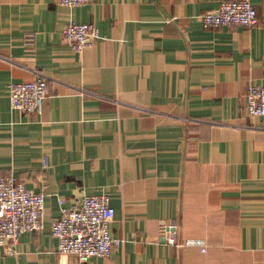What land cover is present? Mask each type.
<instances>
[{
  "label": "crops",
  "instance_id": "crops-1",
  "mask_svg": "<svg viewBox=\"0 0 264 264\" xmlns=\"http://www.w3.org/2000/svg\"><path fill=\"white\" fill-rule=\"evenodd\" d=\"M223 1L0 0V178L46 194L44 228L0 246V264H264V117L245 100L264 85V0L256 26L205 28ZM71 22L101 39L74 51ZM39 74L42 113L13 110L9 85ZM101 194L122 247L59 254V201ZM171 224L206 248L166 244Z\"/></svg>",
  "mask_w": 264,
  "mask_h": 264
},
{
  "label": "built area",
  "instance_id": "built-area-1",
  "mask_svg": "<svg viewBox=\"0 0 264 264\" xmlns=\"http://www.w3.org/2000/svg\"><path fill=\"white\" fill-rule=\"evenodd\" d=\"M92 1L58 0L69 7ZM200 17L208 29L249 28L259 24L258 11L251 0L223 1L217 10L205 12ZM63 37L74 51H82L101 39V34L94 24L71 22L64 28ZM9 91L13 110L22 114H41L48 94V80L39 74L35 81L11 83ZM245 100L249 116L264 117V85L248 86ZM45 200V193L28 190L13 175L0 178V246L14 245L22 234L44 228ZM59 202L62 214L51 222L52 234L59 242V254H73L86 263L96 256L108 258L122 247L124 240L114 237L110 230L115 211L108 194L87 195L69 207L65 206V200ZM164 242L178 249L206 248L205 242L180 240L176 224L167 227ZM10 253L13 254L12 249Z\"/></svg>",
  "mask_w": 264,
  "mask_h": 264
}]
</instances>
